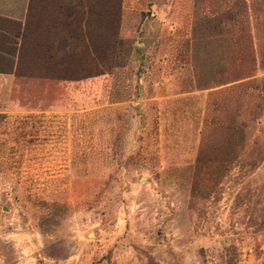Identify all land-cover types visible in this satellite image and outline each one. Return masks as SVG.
Listing matches in <instances>:
<instances>
[{"label":"rangeland","instance_id":"374dc122","mask_svg":"<svg viewBox=\"0 0 264 264\" xmlns=\"http://www.w3.org/2000/svg\"><path fill=\"white\" fill-rule=\"evenodd\" d=\"M0 264H264V0L0 18Z\"/></svg>","mask_w":264,"mask_h":264},{"label":"crops","instance_id":"0c3cea01","mask_svg":"<svg viewBox=\"0 0 264 264\" xmlns=\"http://www.w3.org/2000/svg\"><path fill=\"white\" fill-rule=\"evenodd\" d=\"M29 0H0V18L22 22L28 12Z\"/></svg>","mask_w":264,"mask_h":264}]
</instances>
